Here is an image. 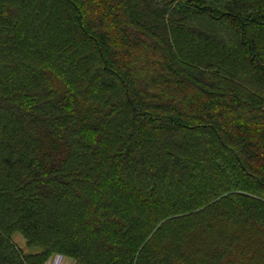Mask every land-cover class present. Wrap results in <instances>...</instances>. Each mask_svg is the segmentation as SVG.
Listing matches in <instances>:
<instances>
[{
	"label": "trees",
	"instance_id": "16d2710c",
	"mask_svg": "<svg viewBox=\"0 0 264 264\" xmlns=\"http://www.w3.org/2000/svg\"><path fill=\"white\" fill-rule=\"evenodd\" d=\"M55 254L264 264V0H0V264Z\"/></svg>",
	"mask_w": 264,
	"mask_h": 264
},
{
	"label": "rangeland",
	"instance_id": "374dc122",
	"mask_svg": "<svg viewBox=\"0 0 264 264\" xmlns=\"http://www.w3.org/2000/svg\"><path fill=\"white\" fill-rule=\"evenodd\" d=\"M230 232V231H229ZM15 243L26 253H34L37 252L38 249H30L26 246V242L24 238L18 234L14 236ZM45 264H74L73 259L64 256V255H52L46 261Z\"/></svg>",
	"mask_w": 264,
	"mask_h": 264
}]
</instances>
